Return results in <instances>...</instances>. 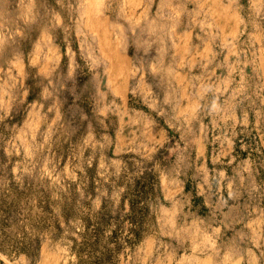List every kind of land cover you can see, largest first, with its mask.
Masks as SVG:
<instances>
[{
	"label": "rangeland",
	"instance_id": "374dc122",
	"mask_svg": "<svg viewBox=\"0 0 264 264\" xmlns=\"http://www.w3.org/2000/svg\"><path fill=\"white\" fill-rule=\"evenodd\" d=\"M228 7L249 3L0 0V264H249L244 206L264 194L217 193L204 158L226 83L209 33ZM262 120L237 148L261 184Z\"/></svg>",
	"mask_w": 264,
	"mask_h": 264
},
{
	"label": "crops",
	"instance_id": "0c3cea01",
	"mask_svg": "<svg viewBox=\"0 0 264 264\" xmlns=\"http://www.w3.org/2000/svg\"><path fill=\"white\" fill-rule=\"evenodd\" d=\"M247 1V15L240 13L238 8L221 9V22L213 26L209 33L212 35V41L215 38L216 42L222 44L221 52L226 57V83L221 85L225 98L219 100L216 110L211 114V125L216 130L215 141L218 146L209 154L204 152V158L210 165V172L214 173L217 179V193L224 188H239L245 193L248 187L251 188L253 183L257 182L259 186L253 190V194L258 193L257 196L261 200L264 183H260L261 174L258 168L249 155L237 153L240 132L259 127L264 119V0ZM216 34L218 36H215ZM241 94L252 98L244 103L240 98ZM196 195H203V204L212 207L213 212L224 207L221 195L211 206L207 200L208 197L211 198L208 193L207 196L201 192ZM195 208L191 203V212ZM199 209L197 206V210ZM235 209V206L229 207L228 215L214 229H223L224 226L230 228L231 223L237 221L231 217ZM244 209L251 214L256 213L253 228L259 230L257 249H245V255L248 251L249 264H264V207L260 203L257 206L246 205ZM209 212L212 219L213 212ZM250 216L243 218L244 221L250 219ZM225 244L232 251L231 248L237 247L239 240L235 235H231Z\"/></svg>",
	"mask_w": 264,
	"mask_h": 264
},
{
	"label": "bare ground",
	"instance_id": "6f19581e",
	"mask_svg": "<svg viewBox=\"0 0 264 264\" xmlns=\"http://www.w3.org/2000/svg\"><path fill=\"white\" fill-rule=\"evenodd\" d=\"M158 2V1H157ZM136 4V3H135ZM226 5V4H225ZM134 7V6H133ZM162 8V7H161ZM171 10V9H170ZM226 10V9H225ZM219 14V13H218ZM99 15V14H98ZM230 18V17H229ZM153 25V24H152ZM96 27H97V25H96ZM92 29V28H91ZM104 29V28H103ZM106 29V28H105ZM103 33V32H102ZM105 34V33H104ZM146 35V34H145ZM105 37V36H104ZM148 37V36H147ZM151 38V37H150ZM107 43V42H106ZM151 43V42H150ZM107 46V45H106ZM162 47H163V45H162ZM175 47V46H174ZM173 49V48H172ZM175 49V48H174ZM119 58H120V56H119ZM125 58V57H124ZM126 62V61H125ZM124 62V63H125ZM118 63V62H117ZM121 68V67H120ZM126 72V71H125ZM149 89V88H148Z\"/></svg>",
	"mask_w": 264,
	"mask_h": 264
}]
</instances>
